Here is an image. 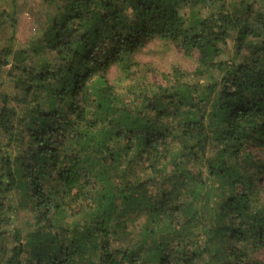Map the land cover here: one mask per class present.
Masks as SVG:
<instances>
[{
	"label": "trees",
	"instance_id": "16d2710c",
	"mask_svg": "<svg viewBox=\"0 0 264 264\" xmlns=\"http://www.w3.org/2000/svg\"><path fill=\"white\" fill-rule=\"evenodd\" d=\"M26 6L0 0V264H264V0H39L20 42ZM147 43L194 68L146 81Z\"/></svg>",
	"mask_w": 264,
	"mask_h": 264
},
{
	"label": "rangeland",
	"instance_id": "374dc122",
	"mask_svg": "<svg viewBox=\"0 0 264 264\" xmlns=\"http://www.w3.org/2000/svg\"><path fill=\"white\" fill-rule=\"evenodd\" d=\"M7 2L8 0H4ZM39 0H26V9L19 16V24L16 30L17 40L26 42L35 34L34 14ZM137 68H135L136 75L146 76L145 80L148 82H160L163 74H168L171 68L178 67L181 70L191 71L195 66V60L185 59L180 51L174 47L158 46L154 43H147L136 56ZM117 71L115 67L109 69L108 77L112 81L116 78ZM255 158H262V154L252 150ZM256 158V159H257ZM261 188L264 189V175L260 181ZM24 213H21L17 219L23 220ZM142 223L141 218L135 219L133 222V232L139 230ZM262 259L263 256H260Z\"/></svg>",
	"mask_w": 264,
	"mask_h": 264
}]
</instances>
